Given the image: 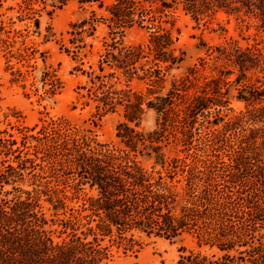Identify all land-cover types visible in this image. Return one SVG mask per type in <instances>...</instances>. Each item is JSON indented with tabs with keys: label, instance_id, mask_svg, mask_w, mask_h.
<instances>
[{
	"label": "rangeland",
	"instance_id": "374dc122",
	"mask_svg": "<svg viewBox=\"0 0 264 264\" xmlns=\"http://www.w3.org/2000/svg\"><path fill=\"white\" fill-rule=\"evenodd\" d=\"M140 1L144 6L135 9V20L143 11L146 27L136 22L124 28L112 21L114 0H2L0 139L15 141L11 147L22 150L1 154L0 161L7 159L4 166L18 167L26 151L35 158L34 145L39 138L68 127L93 137L99 148L129 153L149 172L156 176L161 172L167 181L181 185L193 166L203 169L212 161L217 165L230 161L231 147L210 148L208 139H213V132L226 129L234 147L239 141L246 145L254 135L258 136L257 143L264 139L263 20L226 8L196 18L182 6L165 8L160 0ZM221 3L229 4L228 0ZM148 19H153V24ZM159 26L169 31L172 39L166 58L155 51L157 39L153 35ZM129 47L143 50H138L141 54L131 65L134 72L117 67L114 57L122 58ZM172 55L182 60L173 64ZM176 87L187 94V105L195 95L210 97L216 104H211L205 115L198 113L195 123H189L194 136L188 140L181 122L174 127L172 121L167 122L159 142L166 161L163 168L156 163L157 152L148 155L150 140L139 142L137 151H131L126 140L118 136V127L126 121L142 132L161 129L163 114L156 110L159 98L176 91ZM175 99L182 100L176 95ZM107 100H113L112 108L105 104ZM137 102H141L142 114L130 122L125 114L134 108L127 106ZM216 117L219 119L214 123ZM259 152L264 157V150ZM35 164L33 168L28 162L27 168L19 169L22 178L11 177L0 197L25 196L14 187L24 191L64 190L58 196L67 197V206L59 211L58 219L75 213L84 197L92 193L86 185L81 191L74 189L73 174H55L40 158ZM42 165H46L44 169ZM48 198L41 193L40 202L51 219L55 211ZM45 228L56 229L57 241L66 236L60 234L61 226L51 222ZM116 238L106 237L102 242L109 249L102 264H176L189 251H207L189 233L176 239L142 232H136L132 242Z\"/></svg>",
	"mask_w": 264,
	"mask_h": 264
},
{
	"label": "trees",
	"instance_id": "16d2710c",
	"mask_svg": "<svg viewBox=\"0 0 264 264\" xmlns=\"http://www.w3.org/2000/svg\"><path fill=\"white\" fill-rule=\"evenodd\" d=\"M160 1L165 8L182 6L196 18L226 8L228 12L244 11L264 22V0H228V5H222L221 0ZM143 6L140 0H114L112 21L116 27L128 28L136 22L146 27L143 11L135 20V9ZM148 21L152 23L153 19ZM158 29L153 35L157 39L155 51L159 57L166 58L172 39L169 31L161 26ZM161 30L165 33H160ZM138 50L143 51L140 47L125 48L122 58L112 53L118 61L117 67L134 72L131 65L141 54ZM170 58L173 64L182 60L174 55ZM175 90L159 98L156 110L163 114L161 129L142 132L126 121L118 127V136L126 140L131 151H137L139 142L150 140L146 145L151 148L148 155L157 152L156 163L163 168L166 161L159 142L168 128L167 122L172 121L173 127L181 122L188 140L194 136L189 123H195L198 113L204 114L211 104H216L210 97L195 95L187 105V94L178 87ZM174 94L182 100L176 101ZM105 104L114 106L113 100ZM140 106L141 102L128 104L134 110L125 114L126 120L137 121L143 111ZM218 119L214 118L213 122L217 123ZM231 125V122L227 124L229 130ZM227 133L226 129L213 132V139L208 140L212 150L231 147L230 161H221V165L212 161L203 169L193 166L181 185L167 181L161 172L158 176L154 171L149 172L129 153L99 148L93 137L70 131L68 127L39 138L34 145L35 158L26 151L18 167L4 166L7 159L0 161V194L11 177L22 178L19 169L27 168L28 162L35 168L39 158L55 174H73L74 189L81 191L86 185L92 193L84 197L75 213L58 219L55 217L60 216L59 211L67 206V197L58 196L64 190L24 191L14 187L25 196L0 197V264H102L109 254L108 246L102 245L106 237L116 235L119 242H132L136 232L174 239L189 233L196 237L200 247L207 248L205 252L189 251L176 264H264V157L259 152L260 148L264 150V139L257 143L258 136L254 135L246 145H243L245 141H239V146L234 147L232 136ZM15 143L0 139V155L21 153L19 148L11 147ZM41 193L49 196L48 202L55 211L51 219L40 202ZM49 222L61 226L60 234L66 236L55 240L56 229L45 228Z\"/></svg>",
	"mask_w": 264,
	"mask_h": 264
}]
</instances>
